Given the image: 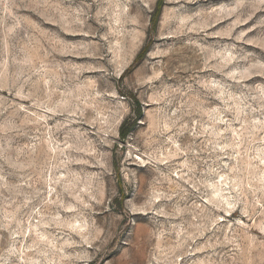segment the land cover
<instances>
[{"label": "rangeland", "instance_id": "1", "mask_svg": "<svg viewBox=\"0 0 264 264\" xmlns=\"http://www.w3.org/2000/svg\"><path fill=\"white\" fill-rule=\"evenodd\" d=\"M0 264H264V0H0Z\"/></svg>", "mask_w": 264, "mask_h": 264}]
</instances>
